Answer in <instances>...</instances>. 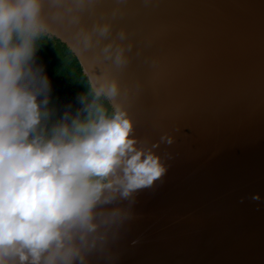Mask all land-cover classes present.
<instances>
[{"label":"water","instance_id":"water-1","mask_svg":"<svg viewBox=\"0 0 264 264\" xmlns=\"http://www.w3.org/2000/svg\"><path fill=\"white\" fill-rule=\"evenodd\" d=\"M123 3L137 135L175 141L161 144L167 171L137 193L107 264H264V0ZM51 38L67 47L71 32Z\"/></svg>","mask_w":264,"mask_h":264},{"label":"clouds","instance_id":"clouds-1","mask_svg":"<svg viewBox=\"0 0 264 264\" xmlns=\"http://www.w3.org/2000/svg\"><path fill=\"white\" fill-rule=\"evenodd\" d=\"M101 6L0 0V264H107L137 193L167 171L170 154L159 149L175 136L137 135L138 87L121 80L134 45L116 27L123 0ZM65 28L68 51L86 62V87L75 105L58 106L37 53Z\"/></svg>","mask_w":264,"mask_h":264},{"label":"trees","instance_id":"trees-1","mask_svg":"<svg viewBox=\"0 0 264 264\" xmlns=\"http://www.w3.org/2000/svg\"><path fill=\"white\" fill-rule=\"evenodd\" d=\"M37 56L51 81L53 102L58 106L70 102L75 105L77 95L86 87L85 73L77 57L54 38L41 42Z\"/></svg>","mask_w":264,"mask_h":264}]
</instances>
